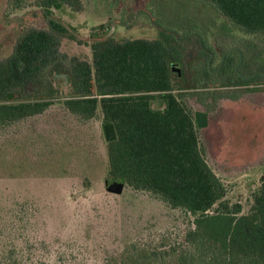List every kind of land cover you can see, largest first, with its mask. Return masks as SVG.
Wrapping results in <instances>:
<instances>
[{"label":"rangeland","instance_id":"obj_1","mask_svg":"<svg viewBox=\"0 0 264 264\" xmlns=\"http://www.w3.org/2000/svg\"><path fill=\"white\" fill-rule=\"evenodd\" d=\"M33 29L58 48L18 94L47 101L45 111L0 123V264H176L192 247L196 215L128 183L121 194L107 188L101 107L87 118L64 103L79 63L93 69L112 40L166 33L179 42L172 92L195 123L208 112L207 127L196 123L203 157L225 200L251 213L264 183V32L238 26L210 0H0V61ZM152 107L164 109V98Z\"/></svg>","mask_w":264,"mask_h":264},{"label":"trees","instance_id":"obj_2","mask_svg":"<svg viewBox=\"0 0 264 264\" xmlns=\"http://www.w3.org/2000/svg\"><path fill=\"white\" fill-rule=\"evenodd\" d=\"M210 1L238 26L264 32V0ZM178 43L166 33L154 40H112L95 52L93 69L79 63L71 79L74 94L64 103L87 118L101 107L104 120L114 124L117 138L108 145L113 178L124 177L197 216L187 235L192 247L176 254V264H264V183L249 214L225 200L224 184L203 157L195 120L172 92L170 62L180 57ZM57 48L49 32L33 29L0 61V123L45 111L47 101L18 94L36 75L37 62ZM156 96L164 98V109H153Z\"/></svg>","mask_w":264,"mask_h":264},{"label":"water","instance_id":"obj_3","mask_svg":"<svg viewBox=\"0 0 264 264\" xmlns=\"http://www.w3.org/2000/svg\"><path fill=\"white\" fill-rule=\"evenodd\" d=\"M177 71H180L179 67L175 66ZM196 123L199 127H207L209 124V115L207 111L199 110L195 114ZM104 133L107 141H112L117 138V131L113 123H105L104 126ZM127 181L124 177H114L112 181L107 182V188L117 194H121L125 188Z\"/></svg>","mask_w":264,"mask_h":264}]
</instances>
